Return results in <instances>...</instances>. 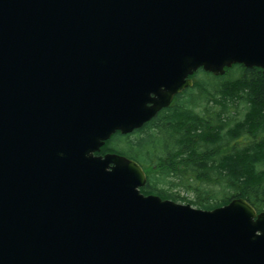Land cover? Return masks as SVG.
I'll return each instance as SVG.
<instances>
[{
    "label": "water",
    "instance_id": "obj_1",
    "mask_svg": "<svg viewBox=\"0 0 264 264\" xmlns=\"http://www.w3.org/2000/svg\"><path fill=\"white\" fill-rule=\"evenodd\" d=\"M264 75V0H0V264H264V212L146 196L96 156L203 69Z\"/></svg>",
    "mask_w": 264,
    "mask_h": 264
},
{
    "label": "trees",
    "instance_id": "obj_2",
    "mask_svg": "<svg viewBox=\"0 0 264 264\" xmlns=\"http://www.w3.org/2000/svg\"><path fill=\"white\" fill-rule=\"evenodd\" d=\"M200 72L216 81L198 80ZM191 96L192 106L165 110L135 134L117 133L103 153L138 162L145 195L202 210L243 198L264 212L263 71L235 65L216 77L199 70Z\"/></svg>",
    "mask_w": 264,
    "mask_h": 264
},
{
    "label": "flooded vegetation",
    "instance_id": "obj_3",
    "mask_svg": "<svg viewBox=\"0 0 264 264\" xmlns=\"http://www.w3.org/2000/svg\"><path fill=\"white\" fill-rule=\"evenodd\" d=\"M189 79H191L194 82V75L190 76ZM192 89L193 88L185 89L180 94L174 96L171 105L169 107L164 108L163 110H161L159 112V114H161L165 110L172 109V108H175V107H177V108H188L189 106H192V101H191V98H192L191 90ZM133 134H135V132ZM108 143L109 142H107L106 145L101 148V151L96 153L95 155L96 156H105L106 154H108V153H103L104 149H105V147L107 146Z\"/></svg>",
    "mask_w": 264,
    "mask_h": 264
},
{
    "label": "rangeland",
    "instance_id": "obj_4",
    "mask_svg": "<svg viewBox=\"0 0 264 264\" xmlns=\"http://www.w3.org/2000/svg\"><path fill=\"white\" fill-rule=\"evenodd\" d=\"M200 76H198V80H203V78H204V80L206 81V82H213V81H216L215 80V78L214 77H212V76H209V75H206L205 73H202V72H200V74H199ZM203 77V78H202ZM241 114L243 115L244 114V106H242V108H241ZM241 115V116H242ZM240 116V115H239Z\"/></svg>",
    "mask_w": 264,
    "mask_h": 264
}]
</instances>
